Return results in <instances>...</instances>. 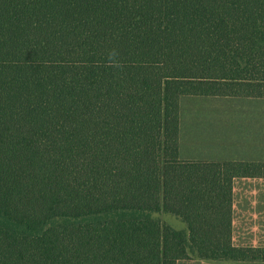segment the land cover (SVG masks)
Returning <instances> with one entry per match:
<instances>
[{
    "label": "trees",
    "instance_id": "obj_1",
    "mask_svg": "<svg viewBox=\"0 0 264 264\" xmlns=\"http://www.w3.org/2000/svg\"><path fill=\"white\" fill-rule=\"evenodd\" d=\"M184 96L264 98V0H0V264L264 261V163L182 160Z\"/></svg>",
    "mask_w": 264,
    "mask_h": 264
},
{
    "label": "crops",
    "instance_id": "obj_2",
    "mask_svg": "<svg viewBox=\"0 0 264 264\" xmlns=\"http://www.w3.org/2000/svg\"><path fill=\"white\" fill-rule=\"evenodd\" d=\"M219 99L227 100V106H220ZM180 158L264 163V98L182 97ZM233 211L234 245L264 248V177L234 179Z\"/></svg>",
    "mask_w": 264,
    "mask_h": 264
},
{
    "label": "rangeland",
    "instance_id": "obj_3",
    "mask_svg": "<svg viewBox=\"0 0 264 264\" xmlns=\"http://www.w3.org/2000/svg\"><path fill=\"white\" fill-rule=\"evenodd\" d=\"M219 101H220V104H219L220 106H227V100L219 99ZM211 104H208V105H211ZM153 217L161 220L162 222L168 223L169 225L173 226L176 229L186 230V224L179 218L175 217L174 215L161 211L158 213H153ZM181 264H229V262L202 260V259L197 258L196 256H192L191 259L182 261Z\"/></svg>",
    "mask_w": 264,
    "mask_h": 264
}]
</instances>
